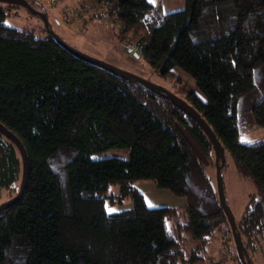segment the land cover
<instances>
[{"label":"trees","instance_id":"trees-1","mask_svg":"<svg viewBox=\"0 0 264 264\" xmlns=\"http://www.w3.org/2000/svg\"><path fill=\"white\" fill-rule=\"evenodd\" d=\"M92 2L119 23L123 44L142 46L153 71L174 77L179 68L195 80L203 98L190 91L186 101L255 185L259 198L237 222L252 263L264 264V137L240 141L264 127V0H187L172 13L149 0ZM6 17L0 9V123L24 144L30 172L23 199L0 213V264H242L223 240L233 236L202 158L215 161L200 126L52 36L8 27ZM113 148L131 155L92 158ZM21 179L20 152L0 133V194L13 198ZM138 181L183 197L185 212L148 207ZM128 198L131 209L107 211L108 199ZM185 233L196 244L189 253Z\"/></svg>","mask_w":264,"mask_h":264},{"label":"rangeland","instance_id":"rangeland-1","mask_svg":"<svg viewBox=\"0 0 264 264\" xmlns=\"http://www.w3.org/2000/svg\"><path fill=\"white\" fill-rule=\"evenodd\" d=\"M163 2L165 3L167 9H172L171 12L165 13L183 10L187 4V0H163ZM33 6L37 9L44 8L40 7L38 4H33ZM0 9H3L7 13L5 23L8 27L25 31H34L36 35L41 38H47L49 36L44 27L43 21L38 16L31 14L26 8L0 2ZM45 9L53 31L66 43L80 52L138 75L155 85L165 88L169 92L184 100H188L187 94L190 91L197 93L198 96L203 98L195 80L183 70L175 68L172 71L174 77H165L160 73L153 71L148 62L143 58L133 57V55L125 49L124 44L119 39L121 29L119 23L104 17L102 11L97 14L88 12L84 16L75 18L74 21L69 22L66 18H64V13L68 9V3L66 1L60 0L56 6L48 5L45 6ZM263 137L264 127H256L241 136L240 141L245 143ZM130 155L131 149L113 148L93 154L92 158L128 159ZM202 158L205 160L206 170L209 176L211 177L213 183L217 185V170L215 161L212 163V161H206L205 157L202 156ZM222 174L224 178V192L227 202L236 218V221H238L245 213L248 205H251L252 200L258 199L259 196L256 193V188L253 182L237 172L234 160L230 153L226 156V165L223 168ZM135 186L144 195L146 203L150 208L176 207L181 212H185L186 210V199L178 197L166 189L160 188L154 182L138 181L135 183ZM110 194L119 195V186H113L110 189ZM8 197L9 193L2 191L0 194V204L6 202ZM108 201L107 211L109 212V209L114 210L109 213L121 212L133 207V203L129 198L125 199L123 204H112L110 199H108ZM180 221L185 223V221H187V216H181ZM168 224L170 226L172 222L169 221ZM232 239L229 234L223 238L224 242L236 251V247L234 242H232ZM225 243L224 248H226ZM195 245L196 244L193 239H191V235L185 233L181 247L189 253L194 249ZM209 254H211V252H209ZM214 254H217V250H215ZM209 263L210 259L193 264Z\"/></svg>","mask_w":264,"mask_h":264},{"label":"water","instance_id":"water-1","mask_svg":"<svg viewBox=\"0 0 264 264\" xmlns=\"http://www.w3.org/2000/svg\"><path fill=\"white\" fill-rule=\"evenodd\" d=\"M0 2L12 4V5H18L26 8L31 14L38 16L43 21L44 27L48 32V34L52 36L69 53H71L72 55L81 59L84 62L100 67L114 75L119 76L120 78L129 80L132 83L138 84L142 88L163 97L164 99L175 105L177 108L181 109L188 116H190L200 126V128L204 131V133L209 138L212 144V148L215 155V165L217 170L218 197H219L220 205L230 224L238 257L242 264H253L250 255L244 245L242 234L239 230L236 218L227 202L224 192V178H223L222 170L226 165V150L221 144L220 140L218 139L217 135L215 134L211 126L206 122V120L202 117V115L195 109V107L192 104H190L188 101L179 98L178 96L169 92L168 90H166L161 86L155 85L154 83L138 75H135L131 72L120 69L114 65H111L94 57H91L87 54H84L83 52H80L76 48L72 47L53 31L45 8L42 9L35 8L33 4L30 2V0H0ZM130 54L132 53L130 52ZM132 55L136 58L140 57V54L138 53H133ZM0 133L15 144L22 158V179L20 182L19 192L13 198L0 204V213H1L7 209L14 207L23 199L28 185L30 163H29L28 153L24 144L15 134H13L9 129H7L1 123H0Z\"/></svg>","mask_w":264,"mask_h":264},{"label":"built area","instance_id":"built-area-1","mask_svg":"<svg viewBox=\"0 0 264 264\" xmlns=\"http://www.w3.org/2000/svg\"><path fill=\"white\" fill-rule=\"evenodd\" d=\"M46 5L49 6H55L58 4L60 0H42ZM85 0H77V5L68 6L67 11L64 13V18L67 19V21L71 22L74 21L75 18L80 17L81 15H85L88 12H92L93 14H97L98 12H103V16L108 18V13L105 9H101L96 4H88L84 5ZM109 19V18H108ZM124 47L127 51L133 53H138L142 46L139 44H134L131 42H126L124 44Z\"/></svg>","mask_w":264,"mask_h":264},{"label":"crops","instance_id":"crops-1","mask_svg":"<svg viewBox=\"0 0 264 264\" xmlns=\"http://www.w3.org/2000/svg\"><path fill=\"white\" fill-rule=\"evenodd\" d=\"M34 1H37L40 4H42V6L44 8H45V6H48L46 4H43L44 2L42 0H34ZM64 1H66L68 3V6H72V5L74 6V5H77L78 4L77 3V0H64ZM155 2L156 3H152L153 5H155V7H162V9H163L164 12H171L172 9H167L166 6H165V3L163 2V0H156ZM92 3H93L92 0H85L84 5H88V4H92ZM173 12H175V11H173ZM82 16H84V15H81L80 17H82ZM91 24H92V22H91ZM93 25H95V24H93Z\"/></svg>","mask_w":264,"mask_h":264},{"label":"snow or ice","instance_id":"snow-or-ice-1","mask_svg":"<svg viewBox=\"0 0 264 264\" xmlns=\"http://www.w3.org/2000/svg\"><path fill=\"white\" fill-rule=\"evenodd\" d=\"M149 2L154 3L155 0H149ZM112 211H114V210L113 209H109V212H112Z\"/></svg>","mask_w":264,"mask_h":264}]
</instances>
